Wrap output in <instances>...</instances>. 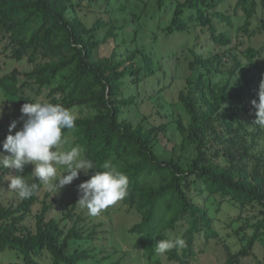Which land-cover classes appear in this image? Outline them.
<instances>
[{
  "label": "trees",
  "instance_id": "1",
  "mask_svg": "<svg viewBox=\"0 0 264 264\" xmlns=\"http://www.w3.org/2000/svg\"><path fill=\"white\" fill-rule=\"evenodd\" d=\"M83 1L0 0V52L34 65L30 71L14 68L0 76L5 99L22 106L33 102L28 89L40 94L49 88V102L92 111L90 116L77 118L75 129L63 130L64 134L74 137V145L84 149L98 170L111 160L127 175L123 203L141 214L130 231L153 264H164L163 256L154 251L155 243L170 239V231L182 226L186 231L178 237L186 246L167 251L169 261L189 264L198 254V238L206 242L220 238L217 221L223 201L240 209L257 207L254 220L247 219L241 228L250 231L246 246L238 252L228 246L226 264H241L257 241L264 242V156L255 151L264 139V127L254 123L256 110L251 103L258 101L264 79V45H248L255 35L264 38V0H233L230 9L225 8L229 0H172L175 9L167 32H186L195 40L191 75L180 92L190 121L187 127L182 120L178 122L184 142L195 146L192 158L158 153L164 127H146L121 118L140 97L151 95V90H143L144 81L159 83L165 73L143 49L125 59H119L116 51L100 56L99 46L114 33L101 37L105 22L99 19L88 24L78 14ZM218 20L230 30L219 27ZM199 40L212 44L210 52L197 51ZM218 73L228 74L227 80L214 81ZM7 171L0 168V181ZM36 183L38 190L16 208H0V251L19 257L9 264H39L36 258L46 253L52 264H82L88 251L72 249V241L82 237L78 219L66 232L56 219H46L49 205L45 203L36 215V231L23 224L38 200L42 184ZM197 191L209 198L206 204L215 197L220 204L201 206Z\"/></svg>",
  "mask_w": 264,
  "mask_h": 264
},
{
  "label": "rangeland",
  "instance_id": "2",
  "mask_svg": "<svg viewBox=\"0 0 264 264\" xmlns=\"http://www.w3.org/2000/svg\"><path fill=\"white\" fill-rule=\"evenodd\" d=\"M229 0L225 8H231ZM175 2L167 0L160 5L158 0H84L78 6V14L88 23L92 24L96 20L102 19L105 25L100 30V36L113 31L107 43L101 44L98 48L99 55H111L116 51L119 59H125L133 51L140 49L152 56L156 68L164 72L162 80L158 83L146 79L143 83V90H151V95L139 98V103L131 110L125 109L121 118L134 121L135 124L142 123L146 127H164L159 135L156 150L163 156L173 154L192 158L196 151L192 143L184 142L185 135L179 129V120L184 126H188L190 117L186 108L180 100V92L185 81L191 75L189 62L193 60L191 49L194 46V37L186 32L168 33L167 26L170 24ZM233 10V9H232ZM219 27H225L218 20ZM230 30L229 27H225ZM199 53H208L212 49V44L199 40ZM248 45L259 48L264 45V38L255 35L248 40ZM14 68L23 71H30L33 64L23 60L21 62L12 60L8 54L0 52V76L11 72ZM25 78V77H24ZM228 74L218 73L213 75L216 82H225ZM33 101L39 99L48 101L49 88L44 89L40 94L28 89ZM147 94V93H146ZM21 106L9 103L4 93L0 90V152L3 150L2 144L9 134V124L12 120H18L17 129L22 126L20 120ZM77 118L92 115V111L85 106H76L71 109ZM68 145H64L60 150H66L74 145V137L67 136ZM255 151L264 156V139L260 140ZM33 165L28 164L23 172H18L14 168L7 169L0 181V208H16L22 199L9 189V178L20 174L25 176L29 183H36L30 174ZM64 168L58 167V173ZM90 174L85 175L82 171L78 178L71 184L60 188L56 193L47 190L42 185L38 192V200L32 208V212L25 217L23 224L36 231V215L43 209L45 203L49 205V212L46 219L51 218L59 221L61 227L68 232L74 225L76 219L79 223L82 237L72 241V249L80 247L88 251V258L82 264H153V259H149L146 250L136 245L137 236L131 233L133 225L141 220V214L129 208L123 200L108 207L96 217L87 214L86 209H82L77 203L79 192L77 186L90 178ZM58 183V181H57ZM197 203L201 206L214 207L220 204L219 198H213L206 202V195L196 193ZM221 210L218 213L220 218L218 230L220 238H213L206 242L203 238H198L195 243L197 256L189 264H226L228 260V246L233 252H238L247 244L246 232L241 229L247 219L254 220L258 214V208L248 206L240 209L228 201H223ZM71 212V214H70ZM186 228L183 226L178 231H170V239H175ZM169 232V231H168ZM179 232V233H177ZM169 234V233H168ZM163 256L164 264H179L169 261L167 255ZM39 264H52L49 254L37 257ZM19 261L15 252L0 251V264H9ZM241 264H264V242L257 241L251 254L243 257Z\"/></svg>",
  "mask_w": 264,
  "mask_h": 264
},
{
  "label": "clouds",
  "instance_id": "3",
  "mask_svg": "<svg viewBox=\"0 0 264 264\" xmlns=\"http://www.w3.org/2000/svg\"><path fill=\"white\" fill-rule=\"evenodd\" d=\"M251 103L256 110L254 123L264 127V79L259 84L258 101L253 99ZM20 112L22 126L13 134L19 121L12 120L9 124V134L2 144L8 154L0 152V168H14L23 172L24 167L31 164L32 177L54 193L71 184L81 171L88 175L90 170H94L89 179L77 186L80 194L77 203L92 217L127 196L128 177L111 160H105L100 165L102 170H98L81 146L60 150L69 144L63 130H74L76 127L77 116L72 110L60 103L37 99L25 102ZM61 166L64 171L58 173V167ZM9 180V189L19 199L30 198L38 190L37 183H29L20 174L11 176ZM185 246L186 242L181 237L161 239L155 243L154 251L161 255L173 248L182 249Z\"/></svg>",
  "mask_w": 264,
  "mask_h": 264
}]
</instances>
